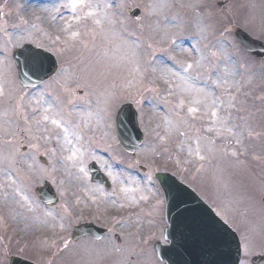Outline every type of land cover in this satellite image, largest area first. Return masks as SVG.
<instances>
[{"label":"rangeland","instance_id":"374dc122","mask_svg":"<svg viewBox=\"0 0 264 264\" xmlns=\"http://www.w3.org/2000/svg\"><path fill=\"white\" fill-rule=\"evenodd\" d=\"M47 1L0 0V176L11 180L0 199L12 201L0 203V264L12 253L37 264H160L152 246L165 245L164 200L153 180L161 171L239 230L243 264L264 255V62L233 35L239 27L264 41V0H164L160 10L157 0ZM30 42L60 69L25 90L12 52ZM46 100L50 113L34 119ZM124 103L144 133L133 157L116 137ZM91 162L110 190L91 182ZM45 181L59 206L35 195ZM82 222L110 235L73 243Z\"/></svg>","mask_w":264,"mask_h":264},{"label":"water","instance_id":"95a60500","mask_svg":"<svg viewBox=\"0 0 264 264\" xmlns=\"http://www.w3.org/2000/svg\"><path fill=\"white\" fill-rule=\"evenodd\" d=\"M138 15V12H135ZM236 37L243 48L257 58H264V46L251 40L241 31ZM24 47L14 55L18 66L20 82L25 86H34L45 76L51 74L54 63L50 56L34 52ZM29 61H32L33 67ZM45 65H44V64ZM118 138L127 152H133L140 144L142 135L137 126L136 114L130 105H124L116 118ZM94 182L107 185L97 167H89ZM166 200V221L168 228L165 238L169 247L155 250L165 264H239L240 246L237 236L223 224L213 212L187 187L177 182L168 174L155 176ZM41 201L46 205H55L57 200L49 184L36 190ZM99 231L92 226H80L74 230L77 233L93 234ZM83 235V233H81ZM260 259H255L257 263ZM10 264H30L13 258Z\"/></svg>","mask_w":264,"mask_h":264},{"label":"bare ground","instance_id":"6f19581e","mask_svg":"<svg viewBox=\"0 0 264 264\" xmlns=\"http://www.w3.org/2000/svg\"><path fill=\"white\" fill-rule=\"evenodd\" d=\"M174 1H176V2H181V0H174ZM157 3L156 4H154L153 6L154 7H156V8H158L159 10L160 9H163L164 8V3H166L164 0H157L156 1ZM30 5L32 4V5H34L35 7H39L40 5H37V4H34L33 2H31V3H29ZM46 5L48 6V7H55V6H57V5H59V0H51V1H47L46 2ZM76 5V7L75 8H73V10L75 11V9L79 6L78 4H75ZM73 7V6H72ZM60 22V21H59ZM48 23V22H47ZM55 27H58L59 26V24H53ZM166 28H168V24L166 25ZM155 65H156V67L157 66H161V62L160 61H156L155 63H154ZM161 68L163 69V66H161ZM49 101H47L46 100V102H44L43 103V106H42V108H41V110L34 116V119H39L41 116H43L44 114H45V111H48L49 113H50V110H51V108L49 107ZM51 105V104H50ZM71 150H70V148L69 147H66V152H70ZM10 178H9V176L8 175H3V176H0V192L3 190V188H6V187H8V185L10 184ZM0 203L2 204V206L4 207V208H6L7 206H9V205H12V201H11V199L9 198V196H7V195H5V194H2V197H1V199H0ZM12 217H14V216H12ZM21 221H16L15 222V224L17 225V228L19 229V228H21V226H22V224L20 223ZM25 231L26 232H24V234L26 233L27 235L28 234H30L29 232H28V230H27V228L25 227Z\"/></svg>","mask_w":264,"mask_h":264},{"label":"snow or ice","instance_id":"6c2138e0","mask_svg":"<svg viewBox=\"0 0 264 264\" xmlns=\"http://www.w3.org/2000/svg\"><path fill=\"white\" fill-rule=\"evenodd\" d=\"M76 7V5L75 4H73V8H75ZM45 119H47V117H45Z\"/></svg>","mask_w":264,"mask_h":264},{"label":"flooded vegetation","instance_id":"af4514ba","mask_svg":"<svg viewBox=\"0 0 264 264\" xmlns=\"http://www.w3.org/2000/svg\"><path fill=\"white\" fill-rule=\"evenodd\" d=\"M263 203H264V199H263V201H262Z\"/></svg>","mask_w":264,"mask_h":264}]
</instances>
